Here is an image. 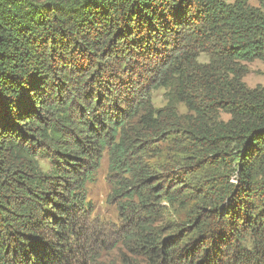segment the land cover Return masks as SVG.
I'll return each mask as SVG.
<instances>
[{
	"label": "trees",
	"instance_id": "1",
	"mask_svg": "<svg viewBox=\"0 0 264 264\" xmlns=\"http://www.w3.org/2000/svg\"><path fill=\"white\" fill-rule=\"evenodd\" d=\"M258 1L0 0V264H264Z\"/></svg>",
	"mask_w": 264,
	"mask_h": 264
},
{
	"label": "rangeland",
	"instance_id": "2",
	"mask_svg": "<svg viewBox=\"0 0 264 264\" xmlns=\"http://www.w3.org/2000/svg\"><path fill=\"white\" fill-rule=\"evenodd\" d=\"M229 3H233L236 0H226ZM248 4L252 7L260 8L258 0H247ZM246 73L242 77V82L247 89L257 91V94L264 97V60H254L245 64ZM164 91L159 90L152 93V104L156 108H160L164 105ZM181 114L186 113L184 106H179ZM221 118L228 119L229 116L222 114ZM42 170L47 171L49 169V163L46 161H40ZM109 188L107 184V164L106 156H104L102 164L96 174L94 182L87 187V198L92 208V221L98 219L99 221L116 223L117 213L115 211V205H110L106 202ZM94 225L91 224L90 227ZM119 252L112 253L111 256H116Z\"/></svg>",
	"mask_w": 264,
	"mask_h": 264
}]
</instances>
